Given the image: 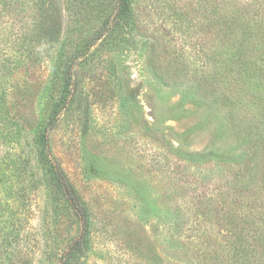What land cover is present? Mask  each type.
I'll use <instances>...</instances> for the list:
<instances>
[{
  "label": "rangeland",
  "instance_id": "rangeland-1",
  "mask_svg": "<svg viewBox=\"0 0 264 264\" xmlns=\"http://www.w3.org/2000/svg\"><path fill=\"white\" fill-rule=\"evenodd\" d=\"M130 4L72 64L48 132L84 230L44 185L36 140L100 0H0V264H58L82 232L71 264H264V0Z\"/></svg>",
  "mask_w": 264,
  "mask_h": 264
},
{
  "label": "trees",
  "instance_id": "trees-1",
  "mask_svg": "<svg viewBox=\"0 0 264 264\" xmlns=\"http://www.w3.org/2000/svg\"><path fill=\"white\" fill-rule=\"evenodd\" d=\"M130 3H131V0H100L99 8L102 11L101 13L103 14L102 24L99 28L96 29V31L93 33L92 36H90L89 38L85 40L84 44H82L78 48L77 52H73V55L68 56V58L64 60V64H63L64 67L59 76L60 77L59 80L61 84L59 95L57 99L55 100L54 105L52 106V109L50 110V114H49V117H48V120L45 126L41 130L36 140L37 145L39 147L38 153L40 157L44 160L43 161L44 175H45L44 185H47V187L48 185H51V188L56 193L60 194V197L62 198L64 202L63 206L61 205L62 209L64 207L69 210H72L73 213L82 221L84 230L86 229V226H87V214H88L87 208L84 205L83 200H81L78 192L75 190L73 185L67 179L63 170L56 164L53 158L49 156L48 132L52 130L61 111L68 105L70 98L72 97L71 74H70L72 64L77 59L81 58L83 55L89 52L90 48L92 47V44L95 41H97V39L99 38V36L101 35L103 31H109L110 18L114 19V21H120L122 19L128 18L132 10ZM238 53L239 55L237 56L244 58L243 54H241L240 52ZM233 63H234V60L231 64L232 70L230 72L233 74H236V77L240 78L241 81L244 82V84H246V80L241 77V75L243 74L241 71L246 69L242 59H240L239 63L235 65H233ZM261 206L262 205L260 204V201L258 202L256 200L254 210H257L256 214L259 215L260 219H262V216H264V214H259V207ZM247 211L249 212L250 209ZM192 215H193V220L195 219L200 226L202 224L203 226L206 227V225L201 222L206 223L205 218L209 214H204V213L201 214L200 212H194ZM198 215H200V217L203 216L205 218H203L202 220H198L197 219ZM187 216L188 215H186V217ZM226 216L227 214L226 215L222 214L221 215L222 220L229 219V222L231 223V225L235 223L237 228H239L240 230L242 229L241 228L242 225L240 226L237 223V221L232 220L230 217L227 218ZM216 224L217 222L215 223L213 221L209 223L210 226H217L219 230H221V232H219L220 235H223L224 238H227V233H226L227 231L222 228V223H221V227ZM212 228L213 227H211V229ZM196 231L198 232L202 231L203 233H205L206 229L201 226L198 229H196ZM243 238L244 236L241 230V232L238 234L237 241H235L234 244L231 245L232 240H228V238L225 239L224 243L225 242L227 243L228 241L229 246H230V248L228 249H231V250L233 249V251L234 250L240 251V255L243 257V256H246L247 254L246 252L247 249L244 248ZM83 245H84V235L82 232L79 238L72 240V242H69L68 246L64 250L61 251L60 256L58 258L59 259L58 264H71L73 258H75L76 255L82 251ZM232 256H233V253H232Z\"/></svg>",
  "mask_w": 264,
  "mask_h": 264
}]
</instances>
